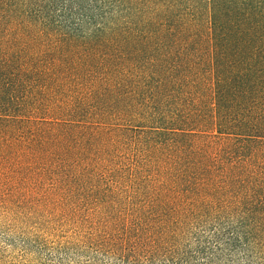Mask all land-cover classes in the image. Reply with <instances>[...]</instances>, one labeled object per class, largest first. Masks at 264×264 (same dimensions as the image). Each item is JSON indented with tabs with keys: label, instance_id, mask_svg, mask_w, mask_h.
<instances>
[{
	"label": "trees",
	"instance_id": "trees-1",
	"mask_svg": "<svg viewBox=\"0 0 264 264\" xmlns=\"http://www.w3.org/2000/svg\"><path fill=\"white\" fill-rule=\"evenodd\" d=\"M28 211L113 264H264V0H0V217Z\"/></svg>",
	"mask_w": 264,
	"mask_h": 264
},
{
	"label": "rangeland",
	"instance_id": "rangeland-1",
	"mask_svg": "<svg viewBox=\"0 0 264 264\" xmlns=\"http://www.w3.org/2000/svg\"><path fill=\"white\" fill-rule=\"evenodd\" d=\"M28 211L26 217H0V252L3 264H113L118 259L104 256L72 241L68 224L50 221L44 211ZM48 218V221L47 219ZM74 236V235H73Z\"/></svg>",
	"mask_w": 264,
	"mask_h": 264
}]
</instances>
